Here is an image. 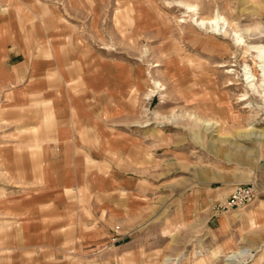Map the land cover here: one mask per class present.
Wrapping results in <instances>:
<instances>
[{"label":"rangeland","instance_id":"374dc122","mask_svg":"<svg viewBox=\"0 0 264 264\" xmlns=\"http://www.w3.org/2000/svg\"><path fill=\"white\" fill-rule=\"evenodd\" d=\"M262 46L264 0H0L3 67L55 87L51 127L0 122V264H264Z\"/></svg>","mask_w":264,"mask_h":264},{"label":"crops","instance_id":"0c3cea01","mask_svg":"<svg viewBox=\"0 0 264 264\" xmlns=\"http://www.w3.org/2000/svg\"><path fill=\"white\" fill-rule=\"evenodd\" d=\"M53 47L55 46H51L50 48L53 49ZM37 51H39L38 49H40L39 47H36ZM54 53V51H53ZM22 58L24 59V63H28L30 64L28 66V68H25L23 65L19 66H15L13 67L12 71L10 73L7 72V69L5 67H3L2 62L0 60V75L5 74L6 77L9 76V74H11V76H13L15 79H17V81H21V79L23 78V76L27 75L26 78L29 79V81H35L37 80V87H35V93L33 94V96L29 97L26 101L21 102L20 105L18 106V110H10L9 108L5 109L4 104H0V122L2 121H12V122H16L19 124V126L21 128L27 126V125H36V124H43L46 127H51L52 125V121L50 120V115L49 112L47 111V109H35L36 105L38 103H40V101L42 100L38 95H39V91L41 90H49V89H53L55 88L54 85L50 82L44 81V80H39L41 77L45 78L48 75V72H42V68H40V65L35 61L33 63H30V58L27 57V55L22 52ZM63 64L62 61L58 60V67L59 69H62L60 67H62L61 65ZM80 68L75 67L74 71H78ZM80 71V70H79ZM41 78V79H42ZM66 81V79H65ZM64 84H67L66 82H63ZM41 89V90H40ZM57 97V93L54 95ZM45 99V97H44ZM6 106V105H5ZM34 152V151H33ZM24 160H25V156L22 155H18L15 156V158L12 160L14 163H16V167H18V169L23 170L25 167L24 164ZM257 174H255L256 179H258V181H261L262 184H264V167H261L260 169L257 170ZM231 187H224L222 189H220L218 192L215 193V195L217 196L216 200H222L228 197V195L231 192ZM213 201H215L214 198H212ZM212 201V202H213ZM106 205V204H104ZM105 206H103L104 208ZM102 208V207H101ZM23 211L26 210V206H23ZM54 216V215H53ZM102 228H104V230L101 229V233L108 232L107 228L105 227V225L102 226Z\"/></svg>","mask_w":264,"mask_h":264},{"label":"built area","instance_id":"2783aa9c","mask_svg":"<svg viewBox=\"0 0 264 264\" xmlns=\"http://www.w3.org/2000/svg\"><path fill=\"white\" fill-rule=\"evenodd\" d=\"M257 194L252 184L236 185L226 198L225 208H237L250 202Z\"/></svg>","mask_w":264,"mask_h":264},{"label":"bare ground","instance_id":"6f19581e","mask_svg":"<svg viewBox=\"0 0 264 264\" xmlns=\"http://www.w3.org/2000/svg\"><path fill=\"white\" fill-rule=\"evenodd\" d=\"M206 22L211 24V22L213 23L214 20L213 21H206ZM204 23H205L204 20L200 19V24H204ZM258 58L259 59H264V46H262L261 48H258ZM262 70H264V68H262ZM251 76H252V73H250V75L247 78H250ZM262 76H264V75H262ZM251 81L252 80H249L248 83L251 82ZM249 86L250 87H254L255 85H254V83H251V84H249ZM219 108L220 107L218 106V103L217 104L213 103V104L208 105V106H203V110H209V111H213V112H221L222 110H221V108L220 109ZM261 110H264V108H261ZM202 122L204 123V125H208V123H209L207 120H203ZM233 253H235V252H232V254ZM229 257H231V255L228 256V258Z\"/></svg>","mask_w":264,"mask_h":264}]
</instances>
